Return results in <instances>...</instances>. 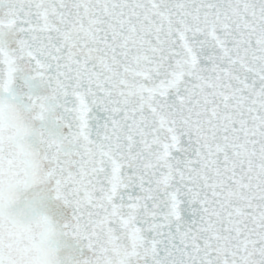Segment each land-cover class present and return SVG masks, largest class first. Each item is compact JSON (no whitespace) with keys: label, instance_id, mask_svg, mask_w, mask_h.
Here are the masks:
<instances>
[{"label":"snow or ice","instance_id":"6c2138e0","mask_svg":"<svg viewBox=\"0 0 264 264\" xmlns=\"http://www.w3.org/2000/svg\"><path fill=\"white\" fill-rule=\"evenodd\" d=\"M0 264H264V0H0Z\"/></svg>","mask_w":264,"mask_h":264}]
</instances>
